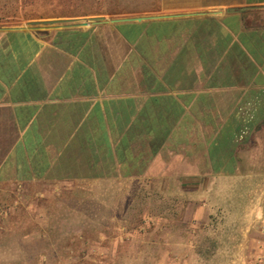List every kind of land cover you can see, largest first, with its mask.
Here are the masks:
<instances>
[{
	"label": "crops",
	"instance_id": "1",
	"mask_svg": "<svg viewBox=\"0 0 264 264\" xmlns=\"http://www.w3.org/2000/svg\"><path fill=\"white\" fill-rule=\"evenodd\" d=\"M104 17L0 26V264L31 263L24 244L42 241L33 264H49L58 230L76 231L81 252L56 264H113L125 238L189 245L183 264H197L219 233L224 254L206 264H264V0L148 1ZM171 188L173 209L122 223L150 189ZM58 216L99 218L97 239L56 230Z\"/></svg>",
	"mask_w": 264,
	"mask_h": 264
},
{
	"label": "rangeland",
	"instance_id": "2",
	"mask_svg": "<svg viewBox=\"0 0 264 264\" xmlns=\"http://www.w3.org/2000/svg\"><path fill=\"white\" fill-rule=\"evenodd\" d=\"M151 1L156 3L158 0H0V26L3 27H13L18 25H29L31 21H42V20H50L57 18H70V17H89L94 15L101 16H113V15H121L129 13V10L136 9L141 10L144 6V3ZM144 2V3H143ZM61 15H73V16H61ZM150 194L147 195V200L138 201L135 203V206L132 209H135V214L130 215L127 213L123 218V222L127 225V227L133 229L137 224L141 223V221H145L142 217L143 213L146 211L152 212L156 209H173L174 201L171 199L173 196V188L170 189L171 195L169 197H165L161 195L159 191L149 190ZM91 210L100 213H110L112 209L105 205V203L100 204L97 202L95 204L91 203ZM132 211H130L131 213ZM134 212V211H133ZM103 218V217H102ZM99 218H87L86 223H81L77 217H68V220L58 216L54 219L53 224L58 230L61 226L68 225L74 227V229L78 227H85L86 230L84 232L86 241L95 240L98 237L97 228L100 225L97 222ZM28 220V218H26ZM112 221L111 219H109ZM69 224H66V223ZM105 223L108 221L102 222V228ZM153 223V222H152ZM147 225V231L156 230L154 233L155 241L161 239L162 231H158L156 225L154 224ZM60 230L54 233V247L49 250V264H56V262L63 256L72 255L73 253L81 252V248L78 249V243H81L77 240L78 233L76 231L70 232L68 236L62 237V234L59 232ZM111 232V231H107ZM65 234V233H64ZM81 235V234H80ZM179 235V236H178ZM206 234L203 235V239ZM214 238L210 237V239L202 240L200 247L196 250L198 253L197 258L203 260L206 257H211L215 260H219L223 256L222 250L219 248L222 244L223 234H213ZM189 233L186 231L170 232V242L174 240L182 239L185 243L191 238H189ZM139 241H136L134 246L130 249V242L125 238L124 241H120L118 244L116 251H113V264H183L184 258L192 257V251L188 246H180V249H173V246H167L166 250L162 248V243L155 242L150 243V246L147 249H136ZM38 244V245H37ZM37 250L34 247V243L24 244L22 255L24 260H31L33 264V259L36 256V252H38V257L41 251L45 250V242H37ZM127 245V247H126ZM208 249H206L207 246ZM73 247V250L70 248ZM132 255V256H131ZM102 260H106V258L101 256ZM199 260L197 264H206L204 261ZM216 262V261H215ZM44 264V263H40Z\"/></svg>",
	"mask_w": 264,
	"mask_h": 264
},
{
	"label": "water",
	"instance_id": "3",
	"mask_svg": "<svg viewBox=\"0 0 264 264\" xmlns=\"http://www.w3.org/2000/svg\"><path fill=\"white\" fill-rule=\"evenodd\" d=\"M232 11H236V9L230 8L227 10V12H232ZM123 19L127 20V19H142V18L137 17V18H123ZM123 19H117V20H123ZM104 20H105L104 16H92L89 18L70 17V18H57V19L42 20V21H31L30 24L31 25L60 24V23L88 24L89 21L97 22V21H104Z\"/></svg>",
	"mask_w": 264,
	"mask_h": 264
},
{
	"label": "trees",
	"instance_id": "4",
	"mask_svg": "<svg viewBox=\"0 0 264 264\" xmlns=\"http://www.w3.org/2000/svg\"><path fill=\"white\" fill-rule=\"evenodd\" d=\"M61 16H66V17H68V16H73V15H61Z\"/></svg>",
	"mask_w": 264,
	"mask_h": 264
}]
</instances>
